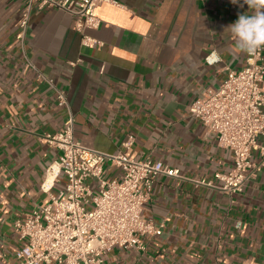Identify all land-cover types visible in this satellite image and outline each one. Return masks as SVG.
I'll return each instance as SVG.
<instances>
[{"label": "crops", "instance_id": "crops-1", "mask_svg": "<svg viewBox=\"0 0 264 264\" xmlns=\"http://www.w3.org/2000/svg\"><path fill=\"white\" fill-rule=\"evenodd\" d=\"M116 1L121 7L96 9L101 27L87 33L102 45L89 48L74 16L36 6L19 40L27 2L0 0V264L15 263L22 247L14 223L65 188L63 175L49 173L60 154L46 137L63 129L68 114L82 146L160 161L181 176L159 177L143 208L144 219L163 225L162 235L144 237V250L113 249L104 264H264V166L243 192L221 191L216 175L230 173L232 154L189 112L230 69L246 66L224 28L248 6ZM129 137L134 143L125 150ZM251 161L260 165L261 153ZM118 174L111 169L107 177Z\"/></svg>", "mask_w": 264, "mask_h": 264}, {"label": "built area", "instance_id": "built-area-1", "mask_svg": "<svg viewBox=\"0 0 264 264\" xmlns=\"http://www.w3.org/2000/svg\"><path fill=\"white\" fill-rule=\"evenodd\" d=\"M26 2L19 22V40L26 38L36 6L74 16L75 30L89 48L102 45L87 33L101 27L96 9L104 4L121 7L116 0ZM216 62L207 58L210 65ZM263 83L264 51H260L246 57L243 69H230L218 89L205 91L189 107L190 116L202 123L219 147L232 154L230 173L216 175L223 183L221 191L229 195L243 192L245 184L257 178L260 166H264V148L259 145L264 135ZM49 84L52 86V80ZM58 102L61 107L67 105L61 91ZM46 139L60 154L49 173L63 175L65 188L50 194L45 205L35 207L14 223L23 244L13 264H104V256L113 249L144 250V237L162 235L163 225L144 219L143 208L159 177L181 178L177 169L149 158L137 161L124 152L112 155L82 146L75 141L71 114L63 129ZM133 143L134 137H129L122 148L128 150ZM254 151L261 153L260 165L251 161ZM111 169H117L119 174L108 179Z\"/></svg>", "mask_w": 264, "mask_h": 264}, {"label": "clouds", "instance_id": "clouds-1", "mask_svg": "<svg viewBox=\"0 0 264 264\" xmlns=\"http://www.w3.org/2000/svg\"><path fill=\"white\" fill-rule=\"evenodd\" d=\"M231 3L248 11L238 15V19L224 28L234 41L236 49L247 56H255L264 51V0H231Z\"/></svg>", "mask_w": 264, "mask_h": 264}]
</instances>
